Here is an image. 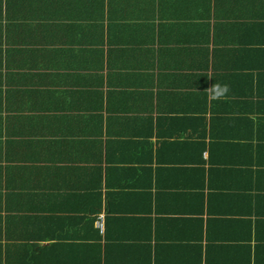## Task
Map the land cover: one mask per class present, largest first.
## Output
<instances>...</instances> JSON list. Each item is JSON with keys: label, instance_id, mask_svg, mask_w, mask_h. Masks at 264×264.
<instances>
[{"label": "crops", "instance_id": "crops-1", "mask_svg": "<svg viewBox=\"0 0 264 264\" xmlns=\"http://www.w3.org/2000/svg\"><path fill=\"white\" fill-rule=\"evenodd\" d=\"M0 264H264V0H0Z\"/></svg>", "mask_w": 264, "mask_h": 264}, {"label": "clouds", "instance_id": "clouds-1", "mask_svg": "<svg viewBox=\"0 0 264 264\" xmlns=\"http://www.w3.org/2000/svg\"><path fill=\"white\" fill-rule=\"evenodd\" d=\"M213 91H214L215 96L219 97L227 91V86L216 85Z\"/></svg>", "mask_w": 264, "mask_h": 264}, {"label": "built area", "instance_id": "built-area-1", "mask_svg": "<svg viewBox=\"0 0 264 264\" xmlns=\"http://www.w3.org/2000/svg\"><path fill=\"white\" fill-rule=\"evenodd\" d=\"M97 225L103 230L104 229V213H99L97 216Z\"/></svg>", "mask_w": 264, "mask_h": 264}]
</instances>
